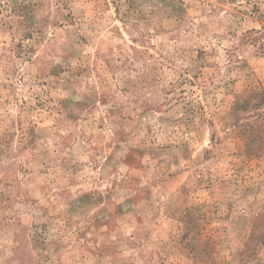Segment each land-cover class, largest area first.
I'll return each instance as SVG.
<instances>
[{
	"label": "rangeland",
	"instance_id": "1",
	"mask_svg": "<svg viewBox=\"0 0 264 264\" xmlns=\"http://www.w3.org/2000/svg\"><path fill=\"white\" fill-rule=\"evenodd\" d=\"M0 264H264V0H0Z\"/></svg>",
	"mask_w": 264,
	"mask_h": 264
}]
</instances>
